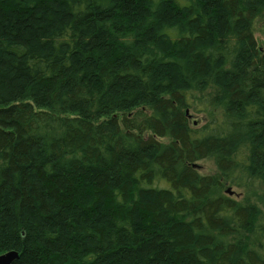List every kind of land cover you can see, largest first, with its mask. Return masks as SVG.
Here are the masks:
<instances>
[{
	"label": "trees",
	"instance_id": "16d2710c",
	"mask_svg": "<svg viewBox=\"0 0 264 264\" xmlns=\"http://www.w3.org/2000/svg\"><path fill=\"white\" fill-rule=\"evenodd\" d=\"M257 33L264 0H0V256L264 264Z\"/></svg>",
	"mask_w": 264,
	"mask_h": 264
},
{
	"label": "rangeland",
	"instance_id": "374dc122",
	"mask_svg": "<svg viewBox=\"0 0 264 264\" xmlns=\"http://www.w3.org/2000/svg\"><path fill=\"white\" fill-rule=\"evenodd\" d=\"M256 39L258 40V43L262 46H264V39L261 36L260 33L256 34ZM198 108L195 110H192L190 112L192 121L195 123L196 127H201L204 125V123H206L207 117L208 115L204 112H202V110H204V108H202L200 105L197 106ZM162 141H166L165 139ZM198 165V171L202 174V175H212L215 174L217 169L214 165V163L211 160H203L197 163ZM228 189H231V191L233 192V195L230 196L226 193L227 196L232 197L236 200H247L252 204H259V198L257 197L258 194V186L245 191L242 189H238L235 187H228L226 188V192Z\"/></svg>",
	"mask_w": 264,
	"mask_h": 264
},
{
	"label": "water",
	"instance_id": "95a60500",
	"mask_svg": "<svg viewBox=\"0 0 264 264\" xmlns=\"http://www.w3.org/2000/svg\"><path fill=\"white\" fill-rule=\"evenodd\" d=\"M187 113L189 115V112ZM193 167L198 168V165L194 164ZM226 193L230 196L233 195V192L231 191V189H228ZM18 259H19V253L12 251V252H9V253H6L0 256V264H13Z\"/></svg>",
	"mask_w": 264,
	"mask_h": 264
}]
</instances>
